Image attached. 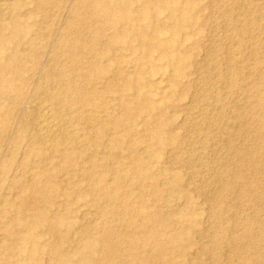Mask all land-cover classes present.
I'll use <instances>...</instances> for the list:
<instances>
[{"label":"rangeland","instance_id":"obj_1","mask_svg":"<svg viewBox=\"0 0 264 264\" xmlns=\"http://www.w3.org/2000/svg\"><path fill=\"white\" fill-rule=\"evenodd\" d=\"M1 2L9 9L0 20V264H54L49 254L28 258L27 246L10 249L13 235L37 234L41 240L49 236L41 226H28L32 207L20 212L22 199L31 198L34 182L48 185L47 169L55 170L62 187L71 188L73 226L64 249L72 256L79 255L74 251L81 240L114 231L111 252L95 254L100 259L107 256L96 260L98 264H150L136 254L139 246L147 247L151 257L156 255L151 262L157 258L160 262L155 264H264V0ZM106 5L130 10L134 20L148 8L150 16L140 20L142 26L153 37L158 28L155 39L170 47L181 62L161 50L154 51L152 60L145 59L135 37L136 21L117 30L102 12ZM108 43L112 51L107 50ZM96 70L106 74L99 82L88 81L86 77ZM62 71L82 88H96L103 97L94 102L106 104L89 109L96 120L82 127L88 134L104 132L98 144L78 143L77 164L65 171L52 165L44 169L41 158L51 152L40 154L30 142L42 113L38 100H50L65 111L80 108L73 95L69 99L73 104L62 103L68 89ZM116 79L126 100L142 108L147 96L157 104L156 110L139 113L132 124L125 122L118 129L109 125V116L120 112L114 101L118 95L107 93L111 83L107 82ZM68 119L72 130L81 128L72 114ZM129 126L132 131L126 134ZM160 128L165 134L157 141L153 134ZM109 138L116 142L111 156L94 154V158L101 141ZM188 159L195 161L190 165ZM136 160L142 166L138 178H134ZM96 161L99 168L91 172L100 185L107 188L122 176L114 204L106 197L94 201L87 171ZM75 171H82V176ZM166 178L175 181L167 185ZM126 190L138 196L125 195ZM158 192L161 199L154 202ZM63 205H67L63 198L55 206L39 202L49 221ZM128 206L163 211L164 227L143 221ZM133 239L138 245L131 253ZM74 260L78 263L77 257Z\"/></svg>","mask_w":264,"mask_h":264},{"label":"bare ground","instance_id":"obj_2","mask_svg":"<svg viewBox=\"0 0 264 264\" xmlns=\"http://www.w3.org/2000/svg\"><path fill=\"white\" fill-rule=\"evenodd\" d=\"M0 2H1V0H0ZM241 2H242V0H241ZM8 9H9L8 3H6V2L0 3V20L2 19V14L4 13V11H6ZM102 12L109 16V18L111 19L112 23L114 24V26L116 27L117 30H120L123 27V25L128 23V22L136 21V23H135L136 24V26H135V29H136L135 37L141 41V49L140 50H141V53L145 59L152 60L153 55H154V51L155 50H161L163 52V55L169 56L172 61L177 60V61L181 62L182 58H177V56L172 55L171 52H169L170 47H166L165 44H163L160 41H158L157 39H155L158 32H160V30L158 28L154 29V33H153L154 37H153V36H150L148 34V32L146 31V29H145L146 26L145 27L142 26L140 20L141 19L147 20L148 17L150 16V13H149L150 10L148 8L142 13L140 18H138L137 20H134L132 18L131 12L128 9L117 10V9L110 7L109 5H106L103 7ZM1 22H3V21L1 20ZM98 34L102 35L101 29H98ZM118 37H120V35ZM109 43L107 45L108 46L107 50L112 51V47H110ZM110 67H113V66H110ZM16 70L17 69H14L15 72H16ZM140 70H143V68L141 67ZM178 72H179L178 66H176L174 68V73H173L174 74L173 75V84L175 85V87L178 86V84H179L178 83V75H179ZM105 74H106L105 71L104 72L99 71V70L92 71L91 75L87 76L86 79H88V81H90V82H95V81L99 82V81H101V79L103 78V76ZM107 74H108V72H107ZM60 77L64 78L63 81H64L65 85L68 86V89L65 91L66 92V94L64 95L65 98L62 100V103H67V100L70 101L69 99L73 95V96H76V99H77L76 103L80 104V108L78 107L76 109L65 111V110H63L64 108L59 109V108L55 107L58 104L56 103L57 105H53L50 102V100L49 101L38 100L36 102V104L38 106L37 108L40 109V111H42V113H41V116H40L39 121L37 123V127L35 129L36 131L34 130L35 133L32 134V136H31L30 142H31L32 146L36 149V152H38L40 154L43 151H50L51 152L50 155L44 156L43 158H41L40 162L44 163L43 167H45L47 165H52L56 168L59 167L65 171V170H70V167H75V165L77 164V158H76L75 152L77 150L76 146L78 143H84V141H90V142H93L94 144H98L97 139L100 136H102L104 132L100 130V131H95V134H92V133L88 134V133L84 132V129L82 127H86L88 124L92 125V122H94L96 120V118H94L93 116L90 115L92 112L88 113L89 109L93 108L95 110L96 108H106V104L104 105L103 103L98 104L97 102L96 103L94 102L95 100H99L100 98L103 97V95L96 88L92 87L89 90L82 88L83 86L77 82V79H75V78L72 79V78L68 77V75H66V73L64 71H62L60 73ZM118 77H122V76H118ZM107 83H110V85L108 86L107 93H111V94L116 93L118 95V98H114V101L117 102V107L120 109V112L118 114L111 115V116H109L108 120H106V121H108L109 125H111L113 128L118 129L125 122L132 124L134 122V120L141 113H143V112L150 113V112L156 110L157 104H154V101L153 100L151 101L150 98L147 96H146V100L144 103L145 106H143L142 108L141 107L138 108L137 105H139V104L137 102H135L134 100L131 102L126 100L124 88L121 87L120 82L117 79L116 80H109ZM72 84H73V86H72ZM225 88H227V86ZM228 89H229V85H228ZM119 94H120V96H119ZM55 101H56V98H55ZM70 103L73 104L74 102H72V100H71L69 102V104ZM54 104H55V102H54ZM134 105L136 108L134 107ZM58 106H60V105H58ZM212 107H213V105H212ZM201 110H202V108H201ZM93 113H94V111H93ZM38 114L39 113H37V115ZM68 114H70V115L72 114L74 116V121H75L76 126L79 125L81 128L76 129V130H74V129L72 130V128L70 127L71 123H70V120L68 119ZM164 117H165V115H164ZM203 117L204 116H202V120H204ZM207 119L209 120V118H207ZM204 122H201V123H204ZM161 124H163V123L160 122V125ZM197 124H199V123H197ZM195 126L196 125H194V127ZM162 128H160V130L155 131L153 134V136L155 137V139L157 141H160L165 134V133H163ZM131 129H132L131 126L127 127L125 130L126 134H130L132 131ZM176 130H178V129H176ZM30 132H32V131L30 130ZM114 136H115V134H114ZM27 137H29V136H27ZM184 139H185V137H184ZM193 141H195V140H193ZM197 142H199V141H197ZM115 143H116L115 140L112 138L106 139L103 142L101 141L100 146L96 148L97 150H95L92 155L95 154L97 156V154L98 155L99 154H103V155L106 154L107 157L111 156L110 154L113 150L114 145H116ZM191 144H193V143H191ZM187 145L189 146V144H187ZM117 148H118V146H117ZM95 155L93 156L94 158L96 157ZM57 158H59V161L56 160ZM194 158L196 159V157H194ZM189 159H191V158H189ZM189 159H188V161L190 163ZM193 159H191V160H193ZM152 161H153V159H152ZM194 161L191 163H194ZM201 161H202V159H201ZM96 162H94L92 167L89 168L87 171V173H88L87 176L89 175V177L91 179L92 193L96 197L94 199V201L97 202L100 198L106 197L107 199H109L108 203L114 204V202H115V200L113 198L114 193L121 190V183H120L121 179H120V177H122V176L117 174L118 176L115 177V181L113 182V185H110L107 188L105 186L100 185L99 184L100 179H98L97 177H94V174L91 172V171L99 168V164H98V162L97 163ZM189 163H188V165H189ZM191 163H190V165H191ZM141 167H142L141 162L139 160H136V163H135L134 168H133L134 173H135L134 178H138L139 176L140 177L142 176V173H141L142 169H140ZM44 169H46V167ZM193 169H194V167H193ZM72 170H74V169H72ZM164 172H165V170H164ZM78 173L79 172L77 171L76 175H81V173H83V172L81 171L80 174H78ZM45 175H46L47 180H48V185L41 186L39 183L34 182L32 184V186L29 188V191L31 192V194H30L31 198L29 199L28 197H24L22 199L21 204H20V212L24 211L28 207H32L33 214H31L29 216V225L28 226L30 228L41 226L43 228V231H45L49 236H48V238L41 240L39 237L40 235H37V234H32L31 236L13 235L12 236L13 237V244L11 245L10 249L15 250L17 244L27 246L28 247L27 253H29L27 255L28 258H31L32 256L36 257V256L44 255V254H49L52 257L54 264H98L96 262V260L100 261V262L107 260V256L100 259L101 257L99 256L97 258V257H95V254L97 252H99V250H101L106 255H107V253L109 254L111 252L113 245H112L110 239H111V236H113L115 234V233H113L114 231H108L104 235H100L98 238L89 237V238H85V239L81 240L75 246V251H74V252H78V254H79L78 256L74 255L75 256L74 257L70 253L65 251L64 244L68 242V239H69L68 234H69L70 228L73 226V221L71 220V217H70V215L73 211L71 209V206H72L71 200L69 199V197L71 196L70 192H69L71 188H69L68 185L65 184V182H64L65 186L62 187L63 185L58 181V179H59L58 174L55 172L54 169L53 170L47 169L45 171ZM146 175H147L146 177L148 179L153 181L152 176H150L148 174H146ZM110 176H112V175H110ZM174 181H175V178H171V179L166 178V180L164 182H165V184L168 185ZM176 182L178 183L179 180H176ZM61 187L64 190L62 192H59L58 189ZM154 187L158 189L157 184ZM104 189H108L107 192ZM133 191H135V190H133ZM170 192H172V191H170ZM170 192L168 190V193H170ZM124 194L125 195L127 194L131 198L138 196V194H135L131 190H126ZM147 196H146V198H147ZM150 196H148V197H150ZM169 196L167 198H169ZM154 197H155L154 202L159 201L161 199L160 192H158L157 195L155 194ZM60 198L66 199L67 205H63L61 208H57L55 210L56 211L55 212V214H56L55 220H53V221L47 220L45 217L46 216L45 210L39 207V202H45L49 205L55 206V202L57 201V199H60ZM169 201H171V200H169ZM165 203H166V201H165ZM165 203H164V205H165ZM167 205L168 204L166 203V206ZM125 207L127 208V206H125ZM158 208H160V207H158ZM128 209L136 212L138 217L139 216L143 217V221H145L147 223L154 222V223L160 224L162 227H164L163 224L165 223V219L163 218L164 217L163 211H156V210L154 211L148 206L142 208L141 210H136L134 207L128 206ZM168 210L166 212H168ZM170 213L172 214L173 212H170ZM174 213H176V212L174 211ZM138 228L142 229L143 226L139 225ZM187 228L191 231V227H187ZM146 230L149 231L150 230L149 227L145 228V231ZM129 243H130V246L132 247L131 253H133L134 248L138 245V242L136 239H133ZM158 245H159V254L158 255L161 256L164 253V244H162V242H160ZM143 247H145V246H141V247L139 246L138 248H136V254H139L144 259L149 260L150 264H155L156 261L158 260V258L156 259V261L151 262V260H153V259L155 260L154 257L156 255L151 257L150 251L147 250V247H145V248H143ZM76 257L78 258V263H75L74 258H76ZM159 262H160V260H158V263Z\"/></svg>","mask_w":264,"mask_h":264}]
</instances>
